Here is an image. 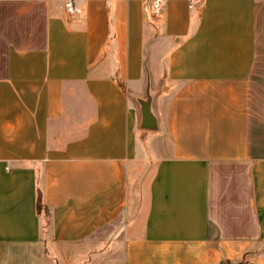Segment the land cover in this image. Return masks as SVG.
Returning <instances> with one entry per match:
<instances>
[{"label":"crops","instance_id":"crops-1","mask_svg":"<svg viewBox=\"0 0 264 264\" xmlns=\"http://www.w3.org/2000/svg\"><path fill=\"white\" fill-rule=\"evenodd\" d=\"M66 1L0 0V264H264V0Z\"/></svg>","mask_w":264,"mask_h":264},{"label":"water","instance_id":"water-1","mask_svg":"<svg viewBox=\"0 0 264 264\" xmlns=\"http://www.w3.org/2000/svg\"><path fill=\"white\" fill-rule=\"evenodd\" d=\"M137 100L141 105V112H142L141 127L145 129H154L156 120L151 107V100H152L151 90L147 89L146 99L137 98Z\"/></svg>","mask_w":264,"mask_h":264},{"label":"built area","instance_id":"built-area-1","mask_svg":"<svg viewBox=\"0 0 264 264\" xmlns=\"http://www.w3.org/2000/svg\"><path fill=\"white\" fill-rule=\"evenodd\" d=\"M166 1L167 0H153L152 1V11L154 15H158L160 13ZM65 9L68 13H71V14H80L82 12V8L78 6L73 0L66 1Z\"/></svg>","mask_w":264,"mask_h":264}]
</instances>
